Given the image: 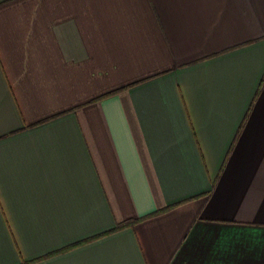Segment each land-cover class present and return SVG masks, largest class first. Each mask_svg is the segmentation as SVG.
<instances>
[{
	"label": "crops",
	"instance_id": "0c3cea01",
	"mask_svg": "<svg viewBox=\"0 0 264 264\" xmlns=\"http://www.w3.org/2000/svg\"><path fill=\"white\" fill-rule=\"evenodd\" d=\"M25 263L264 264V0H0V264Z\"/></svg>",
	"mask_w": 264,
	"mask_h": 264
},
{
	"label": "trees",
	"instance_id": "16d2710c",
	"mask_svg": "<svg viewBox=\"0 0 264 264\" xmlns=\"http://www.w3.org/2000/svg\"><path fill=\"white\" fill-rule=\"evenodd\" d=\"M110 94H112V93H110ZM110 94H107V95H110ZM107 95H105V97H107ZM104 97V98H105ZM171 208H173V207H170V206H168V207H166V208H164L162 211H156V212H154V213H152L150 216H148V217H143V218H139L138 220H136V221H126L125 223H123V224H119L118 226H116L114 229H113V231L112 232H110V233H103V234H100V236L98 237V239L101 237V236H104V235H109V234H112L113 232H115V231H118V230H122V229H124L125 227H127V226H130V225H135L136 223H138V221H141V220H143V219H149V218H151L152 216H156V215H161V214H163V212H165V211H168L169 209H171ZM77 245H80V244H77ZM77 245H75V246H77ZM74 246V247H75ZM74 247H72V248H74ZM26 264V263H25Z\"/></svg>",
	"mask_w": 264,
	"mask_h": 264
}]
</instances>
